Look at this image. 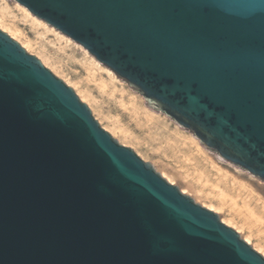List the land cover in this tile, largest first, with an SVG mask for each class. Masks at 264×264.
<instances>
[{
  "label": "water",
  "instance_id": "water-1",
  "mask_svg": "<svg viewBox=\"0 0 264 264\" xmlns=\"http://www.w3.org/2000/svg\"><path fill=\"white\" fill-rule=\"evenodd\" d=\"M264 183V0H13ZM0 264H264L0 30Z\"/></svg>",
  "mask_w": 264,
  "mask_h": 264
},
{
  "label": "rangeland",
  "instance_id": "rangeland-1",
  "mask_svg": "<svg viewBox=\"0 0 264 264\" xmlns=\"http://www.w3.org/2000/svg\"><path fill=\"white\" fill-rule=\"evenodd\" d=\"M22 7L13 0H0V23L14 34V39L10 38L28 46L27 52L19 44L40 62L45 60L46 66L42 65L71 88L79 100L86 96L80 101L120 145L164 174L161 177L165 180L173 179L171 185L186 190L183 194L196 204L203 208L213 205L217 209L213 213L220 221L229 220L227 227L241 239L247 237L251 248H260L257 253H264V183L245 170L236 171L237 167L202 146L205 155L197 154L191 144L195 137L188 130L147 108L143 97L125 82L115 74L114 79L110 77L99 62L95 66L87 50L34 16L45 26L37 24Z\"/></svg>",
  "mask_w": 264,
  "mask_h": 264
},
{
  "label": "bare ground",
  "instance_id": "bare-ground-1",
  "mask_svg": "<svg viewBox=\"0 0 264 264\" xmlns=\"http://www.w3.org/2000/svg\"><path fill=\"white\" fill-rule=\"evenodd\" d=\"M22 10H23V12L28 16V17H31V20H33V21H35L37 24H39V25H43V26H45V24L43 23V22H41L40 20H36L35 18H33L34 16L25 8V7H22ZM5 29V27L4 26H2V24L0 23V30L1 31H3V32H6L8 35H9V37H11V38H13L14 39V34L11 32V31H6V30H4ZM45 29V28H44ZM61 38H64V36L62 37V36H60ZM15 40H16V38H15ZM67 40V39H66ZM20 44V43H19ZM26 44H28V43H26ZM27 52H28V50H30V49H28L27 50V48H29L28 46H25V45H23V44H20ZM31 47V46H30ZM85 52V51H84ZM92 58V57H91ZM41 62H42V64L44 65V66H46V62H45V60H43V59H41ZM91 62H93L94 64H95V66H97L98 67V61L97 60H93L92 59V61ZM48 63V62H47ZM93 64V65H94ZM108 69V68H107ZM106 69V72H107V74L108 75H110V77H112L113 79H114V73H112V71L111 70H107ZM93 72V71H92ZM105 85V84H104ZM78 94V93H77ZM82 96V95H81ZM85 99H87V97L86 96H83L82 98H80V100L81 101H84ZM150 115V114H149ZM192 137V136H191ZM192 139V141H191V144L195 147V149H196V152H197V154H199V155H201V156H203V154L205 155V150L199 145V143L195 140V138H191ZM236 169V171H239L240 172V170L238 169V168H235ZM161 176H163L164 177V174H161ZM167 181H168V183H170V184H173L172 182H173V179L171 180L170 178L169 179H166ZM236 186V185H235ZM185 191L186 190H184V189H182L181 190V192L182 193H185ZM187 192V191H186ZM187 194V193H186ZM207 203V202H206ZM203 204V203H202ZM201 204V205H202ZM209 206H207V207H205V208H207L208 210H214V206L212 207L211 206V204H208ZM202 206H204V205H202ZM216 208V207H215ZM215 210H217V209H215ZM215 210L214 211H212V212H215ZM225 220V219H224ZM223 219H221V222H223V224H225L226 226H228V224L230 223H227L229 220H226V221H224ZM232 227H233V225H231ZM237 232H238V230L237 229H235ZM243 240L245 241V242H247L248 244H249V239L247 238V237H245V238H243ZM256 248V249H255ZM254 249L256 250V252H259V250H260V248H257V247H255ZM262 251V250H261ZM261 253V252H260ZM261 255L264 257V253H261Z\"/></svg>",
  "mask_w": 264,
  "mask_h": 264
}]
</instances>
